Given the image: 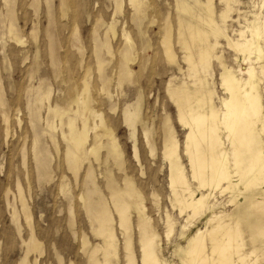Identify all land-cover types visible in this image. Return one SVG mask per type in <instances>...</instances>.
Instances as JSON below:
<instances>
[{"label": "rangeland", "instance_id": "rangeland-1", "mask_svg": "<svg viewBox=\"0 0 264 264\" xmlns=\"http://www.w3.org/2000/svg\"><path fill=\"white\" fill-rule=\"evenodd\" d=\"M121 2L119 11L115 10L114 0H68L66 13L62 15L60 0H0V264H88V252L94 247H99L96 257L103 259L102 238L93 232L96 222H91L80 198L86 194L82 174L88 164L94 168V182L98 187L92 198L101 197L112 215L115 254H110L113 255L109 256L110 264H126L124 238L127 233L131 237L135 262L140 264V235L134 207L129 209L128 232L119 226L118 217L110 206L108 180L123 186L122 179L126 175L141 192L144 214L155 232L153 252L161 259L165 257L164 264H180L173 249L179 242V245H186L178 237L182 225H185L183 230L191 234L194 226L203 228L206 224L205 218L186 224L185 217L171 207L167 168L160 154V123L165 115L175 123L174 106L166 92V82L172 75L176 76L175 82L191 80L188 65L182 60L178 46L175 45L174 50L181 71L177 70V64L167 61L162 50L165 23L170 20L175 26V1L147 0L151 6L148 14L154 21L151 24L145 21L140 26L143 33L131 21L128 0ZM213 2L215 18L218 19L217 14L225 4L219 0ZM230 2L234 10L226 20V33L234 36L231 30L245 25V21L252 18L250 12L258 14L264 0ZM97 19H100L99 36L102 39L104 36L111 46V54L105 49L100 52L105 74L119 65L120 50L125 49L123 32H128L135 43L130 50L133 60L128 62L134 71L121 85H117L116 77H112L108 87L111 98L107 97V90L99 89L101 80L92 33ZM9 23H12L13 34L20 38L21 44L11 38ZM109 23H114L115 34L105 36L104 30ZM51 34L56 42L53 53L48 51ZM221 37L215 51L222 53L228 65L236 68L239 64L244 70L246 63L241 56L234 59L235 53ZM86 70L92 105L110 123L122 162H114L103 147L99 150L98 160L92 156L85 158L78 171H74L68 168L61 139L50 140L51 133H59V119L48 111V106H66L74 84L78 91L83 88L82 77ZM209 71L212 79L217 81L219 71L215 60ZM263 89L261 85L264 106ZM138 95L139 117L149 126L150 134V143H147L141 124H136L135 139L140 163L134 159V139L130 137L121 114L123 107L134 103ZM4 116L8 117L7 122ZM48 121L53 122L55 128L47 126ZM183 136L184 130L178 128L180 141ZM34 140L36 149H33ZM151 147L154 154L150 153ZM20 198L23 201L20 202ZM22 202L28 209L30 221L26 222ZM215 211L218 213L222 209L218 207ZM166 214L174 225L168 238L163 222ZM83 236L86 244L82 243ZM30 238L37 243L34 251L28 248ZM251 257L249 261L254 260ZM262 262L264 260L258 263Z\"/></svg>", "mask_w": 264, "mask_h": 264}, {"label": "bare ground", "instance_id": "bare-ground-1", "mask_svg": "<svg viewBox=\"0 0 264 264\" xmlns=\"http://www.w3.org/2000/svg\"><path fill=\"white\" fill-rule=\"evenodd\" d=\"M121 1L114 0L115 10H121ZM174 1L177 12L175 26H172L170 20L165 23V34L161 38L162 50L167 61L177 64V70L181 71L174 50L175 45L178 46L182 60L188 65V77L191 80L175 82L176 76L172 75L166 82V92L174 106L177 125L169 115L163 117L160 123V154L167 168L171 207L185 217L186 224L201 218H205L206 224L203 228L193 225L194 231L191 234L186 233L183 230L185 225H182L178 237L186 245H179V242L174 245L173 251L180 264L258 263L264 260V106L261 90V85L264 87V2L259 6L261 10L258 14L250 12L252 18L246 20L245 17L246 24L239 29H232L234 36H229L226 33V20L234 10L231 0H219L225 6L217 14L218 19L215 18L213 0ZM148 2L128 0L131 21L141 33L140 26L145 21L149 24L154 21L148 14L151 9ZM59 5L61 14L65 15L68 0H60ZM10 13L11 8L8 9ZM99 26L100 19H97L92 33L101 80L99 89L107 90L105 93L111 98L108 87L112 77H116L117 85H121L134 71L129 68L128 62L133 60L130 50L135 43L128 32H123L125 49L120 50L119 65L105 74L100 52L105 49L106 53L111 54V46L104 36V39L99 36ZM13 31V25L9 23L11 38L21 44L22 41ZM111 34H115L114 23L107 24L104 30L105 36ZM221 36L226 46L235 53L234 59L238 60L241 56L246 63L244 70L239 64L236 68L228 65L222 53L215 51ZM52 37L51 34L48 51L53 53L56 42ZM214 60L219 71L217 81L212 79L209 71ZM87 77L88 70L82 77L83 88L78 91L74 84L73 91L67 96L66 106H48V111L59 119V133H51L50 140L55 142L57 138L61 139L68 168L74 171H78L85 158L92 156L98 160L99 150L103 147L114 162H122L110 123L92 105ZM139 103L138 95L134 103L121 110L122 120L129 129L130 137L134 139L132 150L138 163L140 158L135 139L137 123L141 124L142 134L150 143L149 126L139 117ZM4 121H8L7 116H4ZM46 125L55 128L53 122L48 121ZM178 128L184 130L182 141L178 139ZM152 147L150 153L154 154ZM36 148L37 142L34 140L33 149ZM94 178V168L88 164L82 174L86 194L80 198L91 222H96L93 232L102 238L100 248L103 252V259L99 260L96 257L99 247L92 248L88 252V264H110L109 256L115 254L112 215L101 197L92 198V193L98 192ZM122 180L123 186H118L113 180L107 182L110 206L118 217L119 226L128 232L129 209L134 207L138 215L140 264H164L165 257L162 260L153 252V245L154 248L156 246L155 232L144 214L142 194L128 176L125 175ZM21 206L26 222L30 221L27 207L23 202ZM218 207L222 211L216 213L215 208ZM163 222L166 227L165 236L168 238L174 225L168 214ZM82 243L86 244L84 236ZM28 248L33 251L37 248L33 238H30ZM124 248L127 252L126 264H136L129 233L124 238ZM251 256L254 260L249 261Z\"/></svg>", "mask_w": 264, "mask_h": 264}]
</instances>
